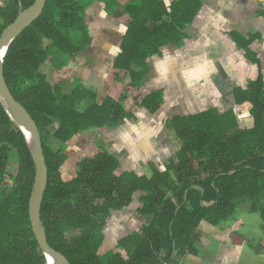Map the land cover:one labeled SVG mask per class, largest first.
I'll return each instance as SVG.
<instances>
[{"label": "trees", "instance_id": "1", "mask_svg": "<svg viewBox=\"0 0 264 264\" xmlns=\"http://www.w3.org/2000/svg\"><path fill=\"white\" fill-rule=\"evenodd\" d=\"M253 1L261 17L259 30L243 38L237 35L247 51L264 37V0ZM33 2L0 0V33L20 8ZM96 2L118 24L112 25L120 34L118 53L111 63L117 71L108 92H98L68 73L70 63L94 41ZM199 4V0H173L168 8L164 0H46L40 16L10 43L4 55L7 86L41 136L48 168L40 208L46 238L70 264H187L183 260L201 254L197 247L201 222L224 229L241 221L237 237L246 240L249 253L264 252V237L252 234H264L261 74L228 95L232 104H247L245 123L235 118L232 108L223 114L206 111L174 116L168 126L179 148L166 158L164 167L154 162L133 163L127 157L130 169L120 171L112 142L105 137L109 129H118L133 116L135 106L149 113L161 106V91L154 98L140 93L146 60L173 40L175 33L183 37V23ZM177 15L182 18L180 24L175 21ZM101 24L113 27L104 20ZM125 72L128 81L123 79ZM68 75L70 87L62 88ZM128 99L133 106H125ZM85 132L96 137L97 151L92 156L80 143ZM100 133L106 144L98 142ZM49 139L58 142L56 149ZM67 159L75 171L64 179L62 167ZM14 164L16 172L10 170ZM33 178L25 137L0 104V264H46L28 216ZM134 198L135 214L129 208ZM118 211H126L131 230L114 233L113 247L100 253L107 220ZM253 214L259 216L257 225L250 218ZM117 223L114 228L122 227L123 222ZM246 224L251 232L244 233Z\"/></svg>", "mask_w": 264, "mask_h": 264}, {"label": "crops", "instance_id": "2", "mask_svg": "<svg viewBox=\"0 0 264 264\" xmlns=\"http://www.w3.org/2000/svg\"><path fill=\"white\" fill-rule=\"evenodd\" d=\"M165 1L170 6L173 0ZM199 1V6H194L183 23V37L175 33L173 40L146 60L147 75L140 93L145 98L152 94L154 98L153 94L161 91V106L154 113H149L146 108L140 107L137 111L132 108V117L118 129H109L114 135L105 134L110 142L118 143L117 151L127 152L126 156L133 163H165V157L179 148L173 129L168 126L176 115L206 111L223 114L232 108L235 118L249 120L245 112L247 104H232L228 95L236 87H246L260 74L264 80V37L251 43L250 51L244 50L237 38L238 34L243 38L259 30L258 6L252 0ZM93 7L97 15L100 3L96 2ZM176 18L174 20L180 24L182 18L178 15ZM92 25L96 55L88 60L78 57L70 63L68 73L80 77L98 92H108L112 72L117 71L111 68V63L118 53L115 48L119 47L120 34L116 33L115 27L102 26L101 18ZM123 79H129L126 72ZM63 82L70 87V76ZM127 102L130 107L129 99ZM101 137L104 138V134ZM241 227V221L224 229L201 222L199 229L203 243L198 245L201 254L183 261L187 264H245L244 255L233 244L237 237L235 232ZM105 234L107 239L109 236L107 232ZM112 238L115 242L116 238Z\"/></svg>", "mask_w": 264, "mask_h": 264}, {"label": "water", "instance_id": "3", "mask_svg": "<svg viewBox=\"0 0 264 264\" xmlns=\"http://www.w3.org/2000/svg\"><path fill=\"white\" fill-rule=\"evenodd\" d=\"M45 1L34 0L27 8H20L16 18L0 33V104L10 120L23 133L34 164V178L28 201V216L37 244L46 258V264H70L61 252L49 245L45 227L41 220L40 208L47 186L48 168L45 162L39 129L26 108L10 92L3 74V58L10 43L40 16Z\"/></svg>", "mask_w": 264, "mask_h": 264}, {"label": "rangeland", "instance_id": "4", "mask_svg": "<svg viewBox=\"0 0 264 264\" xmlns=\"http://www.w3.org/2000/svg\"><path fill=\"white\" fill-rule=\"evenodd\" d=\"M254 4L256 5V1L254 2ZM249 7V6H248ZM115 25H118V24H115ZM115 25H112L113 27H115ZM118 32V31H117ZM116 32V33H117ZM240 42H241V40H240ZM46 70V69H45ZM48 74H49V71L47 70L46 71ZM52 74V73H51ZM51 76V75H50ZM52 83H53V81H51ZM67 87V85H62V88L64 87V88H66ZM129 102H130V106H133V104H132V100L131 99H129ZM125 104L126 105H129V103L126 101L125 102ZM137 111V109H136V106L134 107V111ZM134 120V119H133ZM132 121V120H131ZM242 121H247V120H241V122ZM243 123V122H242ZM121 131V130H120ZM114 135V132L113 131H111V130H109V131H107V135ZM95 140H96V137L94 136V133H88V132H85V133H83V135H82V140L80 141L81 142V145H82V147H83V149H85V152L87 153V155H90V156H92L95 152H96V150H97V146H96V142H95ZM49 143H50V145L51 146H53L55 149L58 147V142L55 140V139H49V141H48ZM98 142H102V143H104V144H106V142H107V139L105 138H102L101 137V133L98 135ZM85 145H87V146H85ZM117 145H118V143L116 142V141H114V142H112L111 143V149L113 148V149H117ZM121 145V144H120ZM88 149V150H87ZM84 154V153H83ZM81 156V155H80ZM80 156H76V159L78 158V157H80ZM163 157V156H162ZM160 158H161V156H160ZM75 159V158H74ZM165 161H166V157H165ZM157 165L161 168V167H164V163L163 162H160V163H157ZM73 167V168H72ZM16 164H14V165H11L10 166V170L12 171V172H16ZM63 170H62V172H63V178L64 179H69L73 174H74V171H75V167L74 166H69V164H68V162H66V163H64V165H63ZM72 169H73V171H72ZM136 203H137V200H136V198H134L133 199V201H132V204L130 205V210H132V212L135 214V211H136ZM118 213V212H117ZM117 213H115L114 214V217H113V219H108L107 220V223H106V225H105V229H104V231L105 232H107V234H108V238L106 239V241H105V245H104V247H103V249H100V253L101 252H103L106 248L107 249H109V247L110 248H112L113 247V243H114V240H113V238L112 237H114V236H116L114 233H119V234H121V235H123L125 232H128V231H130L131 230V228H130V226H128V221L129 220H127L126 219V217H125V215L127 216V213H126V211H124V212H120V214L122 215L121 217H115V216H117L116 214ZM127 218H128V216H127ZM129 218H130V216H129ZM250 218L251 219H253L254 221H255V224L257 225V223H258V220H260L259 219V216L258 215H255V214H253V215H250ZM134 219V218H133ZM131 222H132V220H130ZM118 222V223H117ZM119 222L120 223H122L123 222V224L125 225V227H123V225H122V227L121 226H117V227H115V228H117V229H115L114 228V226L113 225H115L116 223L119 225ZM132 223H135V221H133ZM246 226H247V228H245L243 231H244V233H246L247 231H249V232H251L250 230L251 229H248V228H250V226H249V224H246ZM125 229V231H124V229ZM132 228H133V225H132ZM110 231V234L108 233ZM111 231H112V233H111ZM247 234H249V233H247ZM252 234H254L255 236H263L264 237V234H258L257 233V231H254V232H252ZM251 238H252V236H250ZM114 238H116V237H114ZM198 243H203V241H202V239H198V241H197ZM234 246H237L238 248H239V251H240V253H242V255H244L243 256V262L245 263V264H264V257H263V254H264V252L262 253V251H260L259 253L260 254H258V255H249V254H247V252H250V247L248 246V244H247V242H246V240H244V239H240V238H238V237H236V238H234ZM233 246V247H234ZM253 257H257V259L256 258H253Z\"/></svg>", "mask_w": 264, "mask_h": 264}, {"label": "flooded vegetation", "instance_id": "5", "mask_svg": "<svg viewBox=\"0 0 264 264\" xmlns=\"http://www.w3.org/2000/svg\"><path fill=\"white\" fill-rule=\"evenodd\" d=\"M253 1V0H252ZM164 2H165V4H166V6L167 7H169L168 5H167V3H166V1L164 0ZM253 2H255V1H253ZM256 4H257V2H256ZM97 18H101V20L103 21H105V23L106 24H108V25H112V24H115V22L114 21H112V19H111V17H109L108 15H106L104 12H103V10L101 9V6H100V10H99V12H98V14H97ZM114 40H115V42H116V39L114 38ZM119 41V40H118ZM96 45H93V43H92V47L91 48H88V49H86L85 51H83V53H81L80 54V58H83V59H85V60H88V59H92L93 58V56L94 55H96V53H95V50H96ZM112 73H115V71L114 72H112ZM82 140V137H81V139H80V141ZM81 143V142H80ZM85 150V149H84ZM112 151H113V153L117 156V158H118V161H119V170L120 171H123V170H126V169H130V167L128 166V164H127V162H128V159H127V152L125 153L124 152V150H120V151H117V150H114V149H111ZM97 151V150H96ZM69 158H71L72 159V157H69ZM70 160V159H69ZM66 162H68L69 163V161H68V159L65 161V163ZM143 163V162H142ZM134 167H135V165H134ZM120 212H123V211H118V213L116 214L117 216H115V217H121L122 215L120 214ZM113 217H114V214L111 216V217H109V219H113ZM123 225V227H125V225L124 224H122ZM129 226V225H128ZM119 227V226H118ZM131 228V227H130ZM124 229V228H123ZM124 231H125V229H124ZM109 234H110V231L108 232ZM111 233H112V231H111Z\"/></svg>", "mask_w": 264, "mask_h": 264}, {"label": "clouds", "instance_id": "6", "mask_svg": "<svg viewBox=\"0 0 264 264\" xmlns=\"http://www.w3.org/2000/svg\"><path fill=\"white\" fill-rule=\"evenodd\" d=\"M256 42V41H255ZM178 143H179V141H178ZM208 225H210V224H208ZM200 230V229H199ZM198 245H200L199 243L197 244V247H199Z\"/></svg>", "mask_w": 264, "mask_h": 264}, {"label": "built area", "instance_id": "7", "mask_svg": "<svg viewBox=\"0 0 264 264\" xmlns=\"http://www.w3.org/2000/svg\"><path fill=\"white\" fill-rule=\"evenodd\" d=\"M169 264H171V263H169Z\"/></svg>", "mask_w": 264, "mask_h": 264}]
</instances>
